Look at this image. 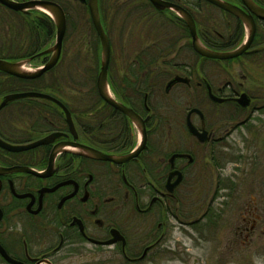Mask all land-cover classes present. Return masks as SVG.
I'll list each match as a JSON object with an SVG mask.
<instances>
[{
  "label": "flooded vegetation",
  "instance_id": "flooded-vegetation-1",
  "mask_svg": "<svg viewBox=\"0 0 264 264\" xmlns=\"http://www.w3.org/2000/svg\"><path fill=\"white\" fill-rule=\"evenodd\" d=\"M51 1L62 6L67 23L64 6L70 0ZM164 1L188 11L207 48L229 51L243 42V25L234 15L223 12L234 24L223 35L202 28V0ZM231 2L247 10L241 0ZM100 4L110 93L141 118V126L99 96L100 112H68L69 118L64 112H0V140L6 144L45 140L20 150L0 145V264H152L170 250L173 229L188 225L181 200L205 180L214 182L212 196L220 186L230 204L247 195L233 238L246 240L264 228V62L251 61L264 52L263 39L254 44L264 20L254 17L246 51L215 59L194 50L186 23L173 9L131 0L120 8L133 10L130 30L123 32L125 14L115 25L134 51L128 59L125 45L126 69L116 77L109 73L112 43ZM0 9L11 12L2 4ZM49 23L52 34L55 24ZM47 41L29 54L31 62H47ZM247 56L249 63H240ZM84 147L113 159L88 156ZM227 163L233 166L223 173Z\"/></svg>",
  "mask_w": 264,
  "mask_h": 264
},
{
  "label": "rangeland",
  "instance_id": "rangeland-1",
  "mask_svg": "<svg viewBox=\"0 0 264 264\" xmlns=\"http://www.w3.org/2000/svg\"><path fill=\"white\" fill-rule=\"evenodd\" d=\"M129 1L131 0H107L106 2L101 0L100 4L103 10V21L112 43L109 73L116 77L123 68L126 69L125 45L128 59L134 51L133 43L131 41L129 43L130 38L124 42L122 40L124 37L120 33L121 26L117 28L115 25L117 16L122 13L125 14L124 18L128 19V23L122 26L123 32L130 30L129 21L130 15L134 14L133 10L120 9L122 5L128 7ZM66 4L64 7L68 16L60 61L41 78L36 79L34 85L28 87L54 94L66 103L71 112H83L86 109L96 112L101 108V101L93 89L94 78L100 65L99 40L87 8L77 0L67 1ZM221 11L209 3L202 2L201 11L198 13V17L202 20V28L215 29L223 35L233 31V18ZM25 16L29 17V15L20 16L14 12L6 14L5 10L0 9V54L4 57H22L35 51L37 43L33 41L36 36L30 35L32 31L26 22L33 18L32 16L39 17V13L32 14L30 18ZM228 22H230L229 27L226 26ZM257 39L254 43L256 45L259 44L260 39L264 41V28L261 26L257 27ZM53 42H55V29L46 45H51ZM260 44L263 42L261 41ZM252 58L251 61L256 66L259 63L262 65L264 52L256 53ZM6 59L9 60V58ZM249 60L247 56L241 57L239 61L249 63ZM119 62L122 64L121 67ZM32 64L37 62L25 67L35 68ZM240 67L244 68V66ZM236 70L239 68L237 67ZM24 87L19 80L5 79L0 76V93ZM41 103L28 98L4 107L0 112H46L39 106ZM232 166V163H227L225 166L227 169L223 173L229 172ZM194 187H196L195 190L186 193V201L181 200L188 225L181 231L173 229L170 250L164 256L157 257L152 264H264V228L260 226L246 240L242 236L236 239L232 237L237 221L243 216L240 207L247 195L235 196L234 203L230 204L227 196H220V186L217 189L218 194L212 196L214 182L205 180ZM261 197L264 203V196ZM261 214L264 216V212ZM190 222L191 225H189Z\"/></svg>",
  "mask_w": 264,
  "mask_h": 264
},
{
  "label": "water",
  "instance_id": "water-1",
  "mask_svg": "<svg viewBox=\"0 0 264 264\" xmlns=\"http://www.w3.org/2000/svg\"><path fill=\"white\" fill-rule=\"evenodd\" d=\"M79 1L87 3L90 18L97 33V36L99 38V42L101 46L100 66L96 78L97 92L104 101H106L111 106L124 111V113H126L136 125L141 126L142 123L141 118L130 109L118 103L110 94L108 81H107V69L109 63L110 48H109L108 37L100 21L98 1L97 0H79ZM149 1L152 3V5L155 8L159 10H163L166 7L173 9L186 23L190 31L192 47L194 48V50L205 57H210L215 59H229L232 57H236L242 54L244 51H246V49L249 47V45L252 42L256 30L254 17L260 20H264V7L256 3L254 0H241L242 5L245 8H247V10H244V8L234 3L228 2L227 0H205L206 2L214 6H217L218 8L234 15L236 18L240 20V22L243 24L246 30L245 40L235 49L229 51H214L207 48L199 40L196 34L194 21L191 15L188 13V11H186L183 7L166 2L164 0H149ZM0 4L14 11H19L22 13H28L30 10H39L44 12L53 19L56 28L55 42L49 49L42 52V53L51 52L49 59L43 65L33 69L25 67V65L29 63L32 57L23 58L14 62L0 58L1 72L22 79L38 78L44 72L51 69L55 65L60 55L62 38L65 31V14L63 12V9L59 4L50 0H24V1L0 0ZM21 98H40L52 102L53 105L57 106L60 112H64L67 118H69V113H68L69 110L60 100L47 93L39 92V91H22V92L7 93L0 97V110L9 102ZM43 141L45 140H38L25 145L12 146L0 140V145L7 149L20 150V149H26L32 147L34 145L42 143ZM143 146H144V142H142L134 152L128 154L126 158L132 157L135 154H137L138 151ZM83 153L95 158H110L109 156H106L98 152L97 150L88 147H84ZM13 169H26V168L16 167Z\"/></svg>",
  "mask_w": 264,
  "mask_h": 264
},
{
  "label": "trees",
  "instance_id": "trees-1",
  "mask_svg": "<svg viewBox=\"0 0 264 264\" xmlns=\"http://www.w3.org/2000/svg\"><path fill=\"white\" fill-rule=\"evenodd\" d=\"M228 1H232V0H228ZM257 1L261 2V4L264 6V2L263 1H261V0H257ZM202 2H204V1L202 0ZM30 17H31V15H29V17H26V18H30ZM32 17L33 18L27 20L26 24H28V27L32 31L30 33V35L34 34L33 37L36 36V39L33 41V42L37 43L35 49H39V46L41 44H43L45 41H47L48 39H50L51 36H52V34H50V28H51L50 23H49L50 19L46 15L41 14V13L39 14V17H34V16H32ZM41 38H42V40L40 41ZM31 53H33V52H30V53H28L26 55H29ZM0 76L3 77V78L8 77L7 74H5L3 72H0ZM9 77L12 78V79L19 80L23 84V86H25V87L23 89L10 90L8 92L18 91V90H30V89L31 90H39V89H36L35 87H33V88L28 87L29 85H34L36 83L35 80L19 79V78H15L13 76H9ZM2 94L3 93H0V95H2ZM21 101H23V100H21ZM39 106L41 107L42 110H44L46 112H59V110H57L56 108H54L50 104L46 105L45 103H41ZM84 111L85 112H88V111L91 112L92 110L91 109H86Z\"/></svg>",
  "mask_w": 264,
  "mask_h": 264
}]
</instances>
